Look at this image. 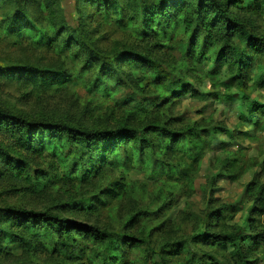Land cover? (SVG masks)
<instances>
[{
	"label": "trees",
	"instance_id": "16d2710c",
	"mask_svg": "<svg viewBox=\"0 0 264 264\" xmlns=\"http://www.w3.org/2000/svg\"><path fill=\"white\" fill-rule=\"evenodd\" d=\"M74 9L68 21L62 0H0V37L28 40L76 63L69 70L0 66V77L43 91L81 84L112 102L114 118L85 125L0 106V182L55 201L42 210L0 207V258L16 249L29 257L0 264H258L264 158L229 147L264 138V103L251 97L264 94V0H75ZM108 27L128 44L104 48ZM205 79L208 90H198ZM187 94L242 107L237 129L175 114ZM215 149L222 157L212 182L251 174L247 215L231 224L238 208L210 190L203 216L188 211L194 233L148 253L167 213L200 192L202 159ZM132 171L144 180H133ZM125 201L130 213L120 230L78 218ZM243 224L249 234L242 235Z\"/></svg>",
	"mask_w": 264,
	"mask_h": 264
},
{
	"label": "rangeland",
	"instance_id": "374dc122",
	"mask_svg": "<svg viewBox=\"0 0 264 264\" xmlns=\"http://www.w3.org/2000/svg\"><path fill=\"white\" fill-rule=\"evenodd\" d=\"M75 0H62L64 15L68 21L75 17L74 9ZM127 36L114 28L108 27L105 42L102 46L110 49L118 45L128 44ZM23 65L37 66L40 68H64L66 70L76 67V63L70 56L44 47H38L30 41H17L12 38L0 37V66L7 68H18ZM221 81L224 77L220 78ZM192 82V80H188ZM207 81L204 80L202 85L197 89L208 90ZM235 92V89H233ZM237 92V91H236ZM251 97L264 103V94L254 92ZM112 102L108 99L96 98L89 94L81 84H70L62 88L50 89L48 91L34 89L28 83L22 81H10L5 77H0V106L5 107L13 112L20 113L28 117H45L52 119H66L82 122L85 125L97 122L99 124H110L114 118L112 113H108ZM174 113L190 119H202L212 117L214 120L222 122L229 129H237L241 122V115H244L242 107L236 103L221 102L206 98L199 100L190 94L181 95L179 103L175 107ZM117 114H115L116 118ZM94 121V122H93ZM248 128V126H247ZM224 140H227L226 137ZM243 142V143H242ZM239 143L237 147H229L232 151L239 148H245L249 157H257L260 160L264 158V138L256 142L245 140ZM209 151L202 159L201 168L197 176V188L201 189L189 199H181L179 203L171 209L166 218L169 220L164 230L156 233L151 238L148 253L164 242L176 241L194 233L195 225L188 211L203 216L206 212V205L209 198L210 190L212 198H220L223 202L235 205L238 212L233 220L229 222L235 224L242 221L247 215V208L251 202L248 195L244 196V187L250 180L251 174L246 173L237 181H229L225 177H218L217 180L211 181L218 171L215 160L222 157V152ZM131 178L137 181H143V176L138 171L131 172ZM140 186V185H138ZM52 196V195H51ZM49 196L35 195L24 191H12L9 184L0 182V207L18 206L25 208H34L42 210L54 206L55 201ZM147 203H144V205ZM130 205L125 201L121 204L114 205L110 209L103 210L100 215L96 216H79L78 218L87 222L96 223L99 226H108L112 229H121V219L130 213ZM257 226L259 229L264 228V213L256 216ZM139 231V225L136 227ZM242 235L249 234L247 224H243ZM249 244V241H246ZM207 249V248H206ZM258 264H264V244L256 251ZM29 259L28 255L19 250H13L12 254L5 258H0V262L11 263L20 262ZM39 261L45 258H37ZM157 262V258H153ZM147 264V263H146ZM174 264H177L176 262Z\"/></svg>",
	"mask_w": 264,
	"mask_h": 264
}]
</instances>
